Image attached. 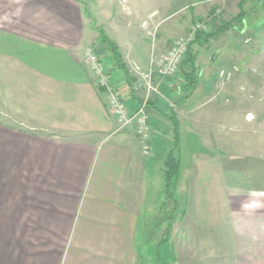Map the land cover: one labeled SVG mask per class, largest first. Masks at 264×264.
<instances>
[{"label": "crops", "instance_id": "1", "mask_svg": "<svg viewBox=\"0 0 264 264\" xmlns=\"http://www.w3.org/2000/svg\"><path fill=\"white\" fill-rule=\"evenodd\" d=\"M84 3L0 0V264H264V195H250L264 190L237 188L214 153L195 151L187 163L181 157L197 113L217 99L202 89L208 81L202 67L192 93L185 91L184 73L160 82L161 96L149 109L153 155L143 156L136 135L119 131L85 64L93 38ZM133 3L139 11L147 6L143 31L129 22L113 35L126 67L113 84L129 107L141 99L132 91L129 62L149 63L151 48L141 38L165 29L155 43L165 51L196 22L215 32L226 11L232 20L242 5L245 13L255 3L264 7V0ZM259 27L254 31L264 49ZM126 37L139 39L126 44ZM217 49L203 63L207 70L223 57L222 44ZM171 153L180 162L179 211L167 238ZM160 174L164 189L154 202L149 188ZM252 202L258 206L245 207Z\"/></svg>", "mask_w": 264, "mask_h": 264}, {"label": "rangeland", "instance_id": "2", "mask_svg": "<svg viewBox=\"0 0 264 264\" xmlns=\"http://www.w3.org/2000/svg\"><path fill=\"white\" fill-rule=\"evenodd\" d=\"M83 1L86 3L83 5L85 19L87 24L90 23L91 25V37L93 38L91 47L96 48L98 54L101 52L99 56L102 60L107 59L105 57L112 58V55L109 53L108 48L99 41V29L104 30L107 36L114 41V33L125 30L129 22H133L135 28L138 29L142 19L147 18V6H141L139 11L133 0ZM254 8L255 10L253 11H247V18L237 21L229 30L218 35V38L212 36L211 39L207 40L214 31H211L206 24L196 22L188 33L172 39L170 47L165 51L158 50L155 44L158 34L161 36L165 29L149 37H143L141 40L144 47L148 46V49L151 48L149 53L150 60L152 52L161 54L170 50L176 40L188 37L193 27L200 25L201 29L196 28L199 32L196 33V39L194 43H191L189 49L192 54L190 53L188 57L186 56L185 62L194 58L198 74V66L202 67V81L208 80L207 83L202 84V89L204 92L209 93L210 96L217 95V99L199 111L196 120L193 122L194 126L188 128L189 132L194 131L195 135L187 134L185 136L186 149L181 153L183 163H187L188 156H191L195 151H199L198 153L201 152L203 155H212L214 153L222 160L223 172L231 175V182L237 184V188L240 186V188L245 187L249 190L259 189L263 191L264 49L258 47L259 43L254 27L260 26L259 28L264 30V7L255 3ZM243 11V8H241L240 12ZM231 15V12L227 11L225 15H222L223 19L221 17V21L226 22L222 25L230 22ZM146 25H148L147 22H144L143 26ZM142 34L145 35V32ZM198 36L200 37L198 38ZM131 39L126 37L125 43L128 44L139 38L132 41ZM221 44L222 49L220 51H222L223 57L220 56L219 60L212 64L211 67L208 66L209 69L207 70L206 67L204 68L203 63L208 64L209 56H214L218 51L217 47ZM107 63L108 70L110 69L112 72L111 78L113 82L111 81V83L116 85L114 79H117L119 75L122 76L121 69L116 68L115 72H113L114 67L111 65L109 67V61ZM183 64L180 73H184L182 71L184 68ZM222 70L232 72L233 76L229 81H222L220 77ZM205 71H207L206 75H204ZM173 77H176V75ZM160 82L161 80L157 82L159 92H161ZM159 96L154 95L152 101ZM124 100L126 101L127 97ZM150 105L146 109L149 118ZM137 106L130 108L135 109ZM162 176L160 174L159 177H155L152 186L149 188L151 193L150 200L154 202L161 196L164 189V178ZM154 263L162 264L158 259Z\"/></svg>", "mask_w": 264, "mask_h": 264}, {"label": "built area", "instance_id": "3", "mask_svg": "<svg viewBox=\"0 0 264 264\" xmlns=\"http://www.w3.org/2000/svg\"><path fill=\"white\" fill-rule=\"evenodd\" d=\"M201 29L200 25L194 26L190 35L180 38L173 43L170 50L156 54L152 52L149 65L143 68L137 62H131L129 74L132 78V91L141 93V101L137 108L132 109L121 100L115 87L111 84V76L105 62L100 58L96 48L90 47L86 51L85 64L96 78V87L99 92L106 94V108L109 114L118 123L119 131H132L138 138L141 152L145 157L153 155V126L148 116L147 108L154 95H160L156 79L163 80L180 73L181 66L196 39V33ZM197 30V31H196ZM232 72L222 70V81H229Z\"/></svg>", "mask_w": 264, "mask_h": 264}, {"label": "trees", "instance_id": "4", "mask_svg": "<svg viewBox=\"0 0 264 264\" xmlns=\"http://www.w3.org/2000/svg\"><path fill=\"white\" fill-rule=\"evenodd\" d=\"M81 1V0H79ZM243 8V6L241 7ZM246 16L245 11L241 12L237 17L232 19L230 22H228L225 25H222L219 30L215 31L214 33H211L208 39H211L212 36L217 37L221 33L229 30L232 26H234L237 21L244 19ZM100 32V38L99 41L103 43L107 48L109 53L112 55L113 58V64L117 67V69H123L126 71L125 64L123 63V58L121 55V52L116 45L114 41H112L104 30L99 29ZM200 36H198L199 38ZM191 52L188 53L187 57L189 56ZM192 54V53H191ZM186 57V58H187ZM188 60V59H187ZM186 61V59H185ZM184 61V75H185V82H186V88L185 91L188 93H192L198 88L199 85V74L198 70L194 64V58H191L187 62ZM131 78V76H130ZM132 79V78H131ZM113 86L114 84L111 83ZM180 176V162L178 158H175L174 154H170L168 156V159L166 161V168H165V196L167 202L163 206V210L165 211V221L167 222V227L165 229V236L168 238V236L171 233L172 226L174 222L176 221L178 211H179V205L178 202L174 198V193L176 190V186L178 183V179ZM169 202H172V206L169 205ZM171 207V209H170ZM169 210V211H168ZM166 238V239H167Z\"/></svg>", "mask_w": 264, "mask_h": 264}, {"label": "clouds", "instance_id": "5", "mask_svg": "<svg viewBox=\"0 0 264 264\" xmlns=\"http://www.w3.org/2000/svg\"><path fill=\"white\" fill-rule=\"evenodd\" d=\"M251 196H256V195H264V192H261V193H256V192H252L250 193ZM257 203L256 202H252V203H249V204H246L245 207L251 209V208H255L257 207Z\"/></svg>", "mask_w": 264, "mask_h": 264}]
</instances>
